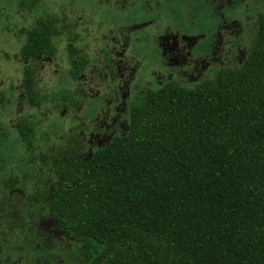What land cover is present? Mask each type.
<instances>
[{
	"label": "trees",
	"instance_id": "trees-1",
	"mask_svg": "<svg viewBox=\"0 0 264 264\" xmlns=\"http://www.w3.org/2000/svg\"><path fill=\"white\" fill-rule=\"evenodd\" d=\"M240 5L251 12V0ZM252 14L240 65L193 88L164 83L132 105L124 135L87 160H53L42 200L53 227L82 243L85 264H264V11ZM66 24L39 17L18 32L30 106L41 104L35 63L55 57ZM81 50L68 38L74 79L88 64ZM16 129L31 148L26 124Z\"/></svg>",
	"mask_w": 264,
	"mask_h": 264
},
{
	"label": "rangeland",
	"instance_id": "rangeland-1",
	"mask_svg": "<svg viewBox=\"0 0 264 264\" xmlns=\"http://www.w3.org/2000/svg\"><path fill=\"white\" fill-rule=\"evenodd\" d=\"M178 1L173 15H158L157 0L137 8L129 0H36L32 10L19 0H0V184L13 176L15 188L27 184L34 193L42 189L54 159L75 153L87 160L114 136L124 135L132 105L147 92L168 81L193 88L242 63L256 30L258 15L252 13L264 11V0H251V12L239 6L232 13L219 0ZM168 15L171 21L164 26ZM46 16L65 17L67 26L55 57L35 63L41 104L31 107L23 94L26 62L18 32ZM68 38L79 42L88 61L77 79L70 76ZM19 121L26 122L31 148L18 138ZM20 196L18 191L11 215L15 230L33 233L28 248L42 251L33 262L85 264L82 243L57 231L48 213L43 229L40 207L20 203ZM0 240L8 243V235ZM23 252L26 256V247Z\"/></svg>",
	"mask_w": 264,
	"mask_h": 264
},
{
	"label": "flooded vegetation",
	"instance_id": "flooded-vegetation-1",
	"mask_svg": "<svg viewBox=\"0 0 264 264\" xmlns=\"http://www.w3.org/2000/svg\"><path fill=\"white\" fill-rule=\"evenodd\" d=\"M178 2H179L178 0H157L156 13L160 15V14L169 12L171 15H173L172 7L175 8L178 5ZM241 2H242L241 0H219L218 5H223L226 8V10L232 13L231 10L234 12L235 11L234 8L241 6L240 5ZM145 3H146V0H129V5L132 7L134 6L136 8L138 6H145ZM245 8H246V11H248L247 6ZM126 9H129V7H126ZM170 21H171V17L168 15L167 21L164 20V22H166L164 26L170 23ZM136 26H139V25L137 24L135 25V27ZM223 26L224 25L220 27V30H222ZM213 41L214 40H212V42ZM22 122L26 124L25 121H22ZM9 171H10V168H9ZM15 182L16 180L14 179V177L10 176V177H7L6 184H0V237L4 234H7L9 238L8 243L5 240H0V264H35L33 262L34 259L40 257L42 254V251H39V249L37 250L33 248H28L34 242L32 240L33 233L31 231L15 230L16 225L14 224H17V222L14 220L13 218L14 216L11 214H13L14 212V205L16 202L15 196H16V193H18L19 191L20 193H23V197L22 196L19 197L20 203L23 202V203H26L28 206H31V204H33L35 205V207L36 206L40 207V210L42 211V218H43L42 219L43 222H41V225H43L44 227L43 229L47 230V221H48L47 213L48 212L46 209L45 200L44 199L42 200V196H41L42 191L45 189V187L43 186L42 189L34 193H31L30 191H33V189H31L29 185L25 184L19 188H15L13 186V183ZM37 196H40L41 200L38 201ZM57 231L63 233L62 231L58 229ZM11 236L14 239L13 241H10ZM11 244L13 246H11ZM25 247L27 248L26 256L24 255V252H23V250H25ZM45 256L47 257V253H45Z\"/></svg>",
	"mask_w": 264,
	"mask_h": 264
}]
</instances>
